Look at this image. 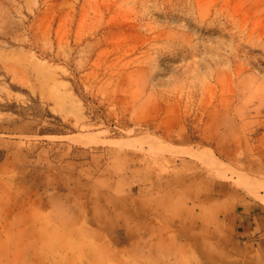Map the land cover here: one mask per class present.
Masks as SVG:
<instances>
[{"label": "rangeland", "instance_id": "rangeland-1", "mask_svg": "<svg viewBox=\"0 0 264 264\" xmlns=\"http://www.w3.org/2000/svg\"><path fill=\"white\" fill-rule=\"evenodd\" d=\"M246 209L264 0H0V264H264Z\"/></svg>", "mask_w": 264, "mask_h": 264}, {"label": "crops", "instance_id": "crops-1", "mask_svg": "<svg viewBox=\"0 0 264 264\" xmlns=\"http://www.w3.org/2000/svg\"><path fill=\"white\" fill-rule=\"evenodd\" d=\"M260 210V212L251 213L246 209V213L236 216L235 220H237V223L234 221V226H239L242 237L247 238L246 240H251L252 245L256 244V251L261 255V259H264V209ZM251 236H254L255 240L250 239Z\"/></svg>", "mask_w": 264, "mask_h": 264}]
</instances>
